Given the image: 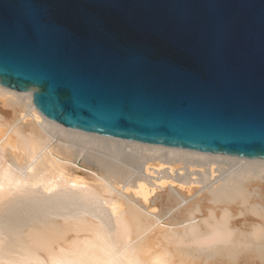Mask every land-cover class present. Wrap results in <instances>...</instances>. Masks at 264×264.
Here are the masks:
<instances>
[{
    "label": "water",
    "instance_id": "obj_1",
    "mask_svg": "<svg viewBox=\"0 0 264 264\" xmlns=\"http://www.w3.org/2000/svg\"><path fill=\"white\" fill-rule=\"evenodd\" d=\"M0 85L68 128L264 159V0H0Z\"/></svg>",
    "mask_w": 264,
    "mask_h": 264
},
{
    "label": "bare ground",
    "instance_id": "obj_2",
    "mask_svg": "<svg viewBox=\"0 0 264 264\" xmlns=\"http://www.w3.org/2000/svg\"><path fill=\"white\" fill-rule=\"evenodd\" d=\"M0 264H264V159L68 128L0 85Z\"/></svg>",
    "mask_w": 264,
    "mask_h": 264
}]
</instances>
